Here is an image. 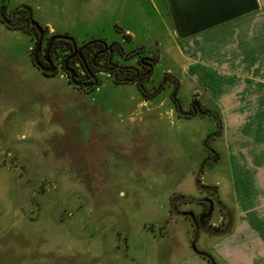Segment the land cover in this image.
I'll return each mask as SVG.
<instances>
[{
	"label": "rangeland",
	"instance_id": "rangeland-1",
	"mask_svg": "<svg viewBox=\"0 0 264 264\" xmlns=\"http://www.w3.org/2000/svg\"><path fill=\"white\" fill-rule=\"evenodd\" d=\"M3 4L0 0V264H211L192 249L195 226L172 211L170 200L193 198L178 202V209L198 214L207 210L201 200L214 199L205 186H217L222 201L232 206L224 121L210 92L173 71L175 77L151 99L137 84L111 79L90 100L64 68L70 47L59 44L58 73L45 75L33 60L38 35L29 26L4 23ZM25 5L49 29L44 44L58 29L79 47L103 40L123 42L126 54L140 49L133 57L117 51L114 60L142 73L148 71L141 58L157 59L143 81L150 92L168 69H177L165 0H9L6 14ZM176 79L180 109L173 98ZM194 101L219 111L222 127L215 117L186 114ZM224 220L216 208L209 233L199 230L200 250L211 253L208 245L216 238L211 232Z\"/></svg>",
	"mask_w": 264,
	"mask_h": 264
},
{
	"label": "crops",
	"instance_id": "crops-1",
	"mask_svg": "<svg viewBox=\"0 0 264 264\" xmlns=\"http://www.w3.org/2000/svg\"><path fill=\"white\" fill-rule=\"evenodd\" d=\"M259 3L258 11L192 37L178 39L174 25L170 35L180 60L172 58L177 69L166 73L177 71L181 81L208 90L222 111L236 224L208 245L221 264H264V0ZM125 35L134 39L130 29ZM83 91L91 100L92 91Z\"/></svg>",
	"mask_w": 264,
	"mask_h": 264
},
{
	"label": "trees",
	"instance_id": "trees-1",
	"mask_svg": "<svg viewBox=\"0 0 264 264\" xmlns=\"http://www.w3.org/2000/svg\"><path fill=\"white\" fill-rule=\"evenodd\" d=\"M8 4H9V0H4V4H3V7H2V10L5 13L4 12L2 13V16H1L2 18L1 19L2 20L4 18L7 19V21L4 20V22H6L8 24V26L10 28H13V29H21V28H25V27L29 26V28L35 30V33L39 36V33L36 31V29L34 27H32V25L30 26L29 24L20 23L19 20L11 19L10 16H9V18H7L8 15L6 14V11H7ZM25 11L29 12L27 15H24L25 17L33 18L32 9H31V7L29 5L19 6V7H16L14 9H12L13 13L23 14V12H25ZM1 12L2 11H0V13ZM38 40H39V38H38ZM99 42H100V40H94L93 42L86 43L85 47L82 49L81 56L71 59V62L69 64V66L71 64L75 66V64L77 63V64H80L82 66V68L84 69V71H83L84 73L78 72V78H77V79L80 78V80H78L80 82H82L81 80L83 78H86L88 80L85 83L82 82V86H78V87H81L82 89H85L87 91H89V90L92 91L95 88V86L98 85L100 83V81H101L99 72L102 69H106L107 71L112 73V76H113L112 80H114L116 83H118V84L135 83V84H137L138 88L141 90L143 95L146 97V99H151L152 96H155L157 92L159 93L162 89H164L165 83H167V80L169 78H171V77L174 78L175 77L171 73L166 74L165 77H164V80L158 86L156 91L155 92H150V90H148L146 84L143 81L150 74L153 73L154 63L157 62V59H153L152 60L150 58H141L140 62H142L143 60H146V59L150 60L149 67L144 66L148 72L142 73V72H140L138 70V68L129 67V66H120L118 64V62H116L113 58L111 59V58H108V57L103 56V55H98L97 57H95L96 56V50H97L98 46H100ZM61 43H66L70 47L71 53L68 54L67 57L71 56L74 53L75 49H74L73 43L70 40L56 39L54 41V44H53V49H54L53 52H55L56 48ZM111 45L112 46H120L118 51L123 56L125 55V56H128V57H133V56L137 55L138 53H140V49H136V50L126 54L123 46L120 43H118V42H114ZM92 48H95V51L90 52ZM33 54H34V52H33ZM104 58H105V64H101V61ZM33 60H34V58H33ZM65 60L63 61V63H65ZM36 66H38V65L36 64ZM38 67L47 76H55L58 73L57 67L55 68V70H49L50 68L49 69L45 68L44 65H42V63H41V66H38ZM66 72L69 75V72L68 71H66ZM69 77H70V75H69ZM176 81H177V84H176V86H177L176 89L177 90L173 93V98L179 105V99L176 96V93L178 92V89H179V80L176 79ZM178 108L180 109V105H179ZM203 109L204 110L198 111L197 114L199 113L202 116L215 117L217 119V121H218L219 127L221 128L222 127V117L220 115V112L219 111L212 112L211 110H209L208 108H205V107ZM186 114H189V115H192V116L195 115V113H186ZM205 188H207L208 190L212 191V193L214 194V197H215L216 201L218 202L219 209L223 213V215L225 217V220H226L224 226L216 228V229H213L214 231L211 232V233L213 235H216V236H226L228 234H231L233 232V229H234L235 224H236V211H235V208L229 207L228 205H226L222 201V199L220 198V194H219V188L217 186H205ZM187 199H190L191 201H195L193 198H189V197L184 196V195H179V196L172 197L170 199L171 200L172 211H173V209H175V210L177 209L178 202H180V201L184 202ZM185 202H187V201H185ZM209 228H211V227L205 228L204 230L208 229V233H209V231H210ZM209 254L211 255V258L215 260V262H218L217 259L211 253H209ZM205 258L209 260L208 257H205Z\"/></svg>",
	"mask_w": 264,
	"mask_h": 264
},
{
	"label": "water",
	"instance_id": "water-1",
	"mask_svg": "<svg viewBox=\"0 0 264 264\" xmlns=\"http://www.w3.org/2000/svg\"><path fill=\"white\" fill-rule=\"evenodd\" d=\"M167 6L171 13L173 24L175 25L178 37L180 40L192 37L201 32L213 29L225 23L231 22L238 18L252 14L260 9L259 0H166ZM31 25L34 26L40 33L37 46L34 50V62L41 66L39 54L43 48V40L45 28L36 19L31 20ZM56 39L70 40L74 46V53L65 60V70L69 72L71 82L76 86H82V82L78 81V73L75 68L69 66V61L75 57L77 53L82 54V48L78 47L76 40L66 34H55L51 37L49 45L46 49V61L51 64L49 70H55L53 61L49 58L51 49ZM103 42L107 49L112 53L113 46L107 42ZM93 42V41H91ZM90 43V42H88ZM198 111H195L197 115ZM194 115V116H195ZM209 209L199 216L200 226L205 227L206 219H209L214 211V202L209 199ZM185 215H190L194 221L197 220L196 214L192 211L184 212ZM196 227V235L191 246L195 253L208 257L211 264H216L215 260L207 251H202L197 246L199 228Z\"/></svg>",
	"mask_w": 264,
	"mask_h": 264
},
{
	"label": "flooded vegetation",
	"instance_id": "flooded-vegetation-1",
	"mask_svg": "<svg viewBox=\"0 0 264 264\" xmlns=\"http://www.w3.org/2000/svg\"><path fill=\"white\" fill-rule=\"evenodd\" d=\"M9 16H10V18L11 19H14V20H19L20 21V23H25V24H29L30 26H31V20L32 19H35V18H30V17H25L24 16V14H20V13H13L12 12V10L10 11V14L7 16V18H9ZM4 18V17H3ZM4 20H6L7 21V19H3V22H4ZM4 23H6V22H4ZM7 24V23H6ZM32 27H34V26H32ZM35 28V27H34ZM45 28V27H44ZM36 29V28H35ZM36 31H37V29H36ZM38 32V31H37ZM39 33V32H38ZM48 33H49V30L47 29V28H45V35H44V40L46 39V37L48 36ZM59 34V33H58ZM39 35H40V33H39ZM53 35H55V34H53ZM53 35H51V36H49L48 38H47V41H46V43L44 44V40H43V48H42V51L40 52V54H39V60L41 61V63H42V65H44V67L45 68H51V64H49L47 61H46V49H47V47H48V45H49V42H50V39H51V37L53 36ZM38 38H39V36H38ZM37 43H38V40H37ZM99 44H100V46H98V48H97V50H96V56L95 57H97L98 55H103V56H106V57H108V58H113L114 59V53L115 52H117L118 51V49L120 48V46H113V50H112V53L110 52V50H108L107 49V47H106V45L103 43V42H99ZM109 45H111V44H109ZM82 47V46H81ZM80 47V48H81ZM54 49H53V47H52V49H51V52H50V55H49V58L53 61V64H54V66H55V68L57 67L56 66V64H55V57H54ZM80 56V54L79 53H77L76 55H75V57L74 58H77V57H79ZM70 62H71V60L69 61V64H70ZM149 62H150V60H143L142 62H141V64L143 65V66H146V67H149ZM65 65V64H64ZM80 64L78 65L77 63L75 64V67H74V65H70V67L71 68H75L76 69V71H77V73L78 72H80V73H84V72H82V71H80ZM78 80H80V78L78 79ZM82 82H86V81H88L86 78H83L82 80H81ZM191 107H192V112L191 113H195V111H200V110H204L203 109V107H202V105L198 102V101H194L193 103H192V105H191ZM209 199H212V198H205L204 200H201L202 201V203H204V204H207L206 206H207V210L209 209V206H210V202H209ZM213 200V202H214V211H213V213H212V215H211V217L209 218V219H206V225H205V227H203V226H200V223H199V216L203 213V212H205L204 210H203V212H201V213H195L196 214V217H197V220L196 221H194L193 219H192V217L190 216V215H185L184 214V212H188V211H180L179 209H178V206H177V209H176V212L177 213H181V214H183V215H185V216H187V217H189L191 220H192V222H193V224H194V226H195V229H196V227L199 225L200 226V228H199V230H203V229H205L206 227H209V225H208V222L210 221V219L212 218V216H213V214H214V212H215V209L216 208H218L219 207V205H218V202L216 201V199H215V197H214V199H212ZM175 210V209H174ZM206 210V211H207ZM225 222H226V220H224V224H222V226H224L225 225Z\"/></svg>",
	"mask_w": 264,
	"mask_h": 264
},
{
	"label": "built area",
	"instance_id": "built-area-1",
	"mask_svg": "<svg viewBox=\"0 0 264 264\" xmlns=\"http://www.w3.org/2000/svg\"><path fill=\"white\" fill-rule=\"evenodd\" d=\"M100 75V83L95 86V88L92 90V99H95V94L100 92L102 89L101 83L105 82V80H111L113 78L112 73L107 70H101L99 72ZM90 91V90H89ZM91 92V91H90Z\"/></svg>",
	"mask_w": 264,
	"mask_h": 264
}]
</instances>
